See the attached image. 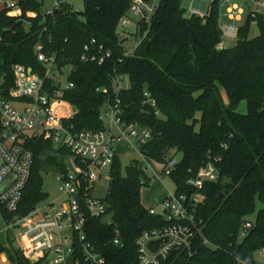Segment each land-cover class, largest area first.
<instances>
[{
	"label": "trees",
	"instance_id": "trees-1",
	"mask_svg": "<svg viewBox=\"0 0 264 264\" xmlns=\"http://www.w3.org/2000/svg\"><path fill=\"white\" fill-rule=\"evenodd\" d=\"M133 2L85 0L84 10L76 11L64 1L49 12L42 0H17L20 14H10L6 6L0 11L1 97L8 98L15 84V64L45 75L46 67L36 54L43 43L60 67L73 65L68 80L75 86L63 95L76 111L69 123L79 131H100L105 128L102 107L115 99L112 78L127 76L129 86L119 95L122 119L151 131L150 139L140 144V154L164 165L180 153L170 175L176 194L203 195L192 219L152 214V207L146 208L141 199L143 187L152 183L146 167L135 159L124 173L117 155L106 195L105 217L111 218H89L85 239L75 240L74 255L80 264H93L83 249L88 243L105 256L106 264H144L137 244L143 233L181 225L189 231V243L170 247L160 264H257L256 254L264 248V13L249 11L238 27L237 44L223 48L222 0H211L203 15L188 13L182 0H159L149 23L140 20L138 30L128 33L136 42L128 55L125 41L130 35L121 36L118 26ZM29 11L37 15L29 16ZM253 24L259 35L250 38ZM93 39L112 53L103 64L81 60L84 46ZM46 84L52 90L53 81ZM145 92L155 99V106ZM242 101L246 113L237 111ZM26 146L34 153L31 177L16 212L0 205L6 222L49 199L44 189L49 165L67 172L64 158L69 150H57L42 136L31 137ZM210 163L218 170L217 180H205L201 188L188 183ZM257 200L262 207L253 222L249 216L256 212ZM117 236L120 244L114 243ZM168 240H153L148 248L155 253ZM16 241L14 230L0 233V253L5 252L11 263L46 264L26 257Z\"/></svg>",
	"mask_w": 264,
	"mask_h": 264
},
{
	"label": "built area",
	"instance_id": "built-area-1",
	"mask_svg": "<svg viewBox=\"0 0 264 264\" xmlns=\"http://www.w3.org/2000/svg\"><path fill=\"white\" fill-rule=\"evenodd\" d=\"M64 1L67 0H55L49 12L59 8ZM228 1L222 0L223 4ZM249 1L264 8V0ZM5 6L11 12H22L17 0H6ZM154 8L155 6L148 7V0H134L131 6L135 13L144 16L147 23L150 21L147 20V12L150 10L153 13ZM208 10L202 12L191 9L189 13L203 15ZM228 14L232 19H237L243 14V10L238 5L231 6ZM120 24L129 25L130 18L123 17ZM221 30L227 37L238 35V27L234 25L221 23ZM125 34H128L125 30L120 32L121 36ZM36 54L46 67L45 75L22 64H15V84L10 88L8 98L0 96V186H4L0 191V205L8 212H16L19 208L34 163V153L26 146L33 136L52 140L57 150L65 148L70 151V155L64 159L67 172H58L56 176L59 198L48 199L29 214L15 217L7 222L0 233L8 229L14 230L16 239L19 235V246L24 255L32 261L33 258L47 261L53 257L54 261H49L50 264H71L70 259L75 257L74 264H80L74 255L75 240L83 242L85 239L89 218L105 217L108 212L106 196H97L95 189L103 176L110 179V170L117 156L116 142L125 137L135 139L140 144L146 143L151 137V131L123 121L119 95L122 89L129 86L125 82L128 77L123 75L112 78L115 99L108 102L107 110L101 114L105 128L100 131L76 130L69 123L76 112L75 107L63 98L65 90L75 86L68 80L73 65L60 67L56 55L46 51L43 43L37 45ZM111 55V51L105 50L103 45L97 44L93 39L84 46L81 60L103 64ZM48 79L53 81V87H50L52 90L46 84ZM145 96L148 102L156 105L149 92H145ZM156 113L159 114V111ZM178 162V157L169 158L163 165L164 172L171 175ZM218 177L217 168L210 163L201 169L197 178L190 179L188 183L201 188L205 180H217ZM202 200L203 195L194 192L191 195H169L163 201V215L169 220L192 219L195 204ZM151 213L159 212L152 208ZM246 226L250 227L251 223ZM18 228L19 232L16 230ZM162 237H168V242L159 251L151 252L149 242ZM189 237V231L181 225L145 231L137 240L142 262L160 264V257L165 258L170 247L188 244ZM114 243L120 244L119 236L114 239ZM83 249L86 259L91 263L106 264L105 256L96 252L90 244L83 243ZM258 255L264 262V248Z\"/></svg>",
	"mask_w": 264,
	"mask_h": 264
},
{
	"label": "rangeland",
	"instance_id": "rangeland-1",
	"mask_svg": "<svg viewBox=\"0 0 264 264\" xmlns=\"http://www.w3.org/2000/svg\"><path fill=\"white\" fill-rule=\"evenodd\" d=\"M44 4V10L49 11L53 8L55 0H42ZM74 10L76 11H83L85 8V0H67ZM153 3L158 4L159 0H152ZM151 1V2H152ZM193 1L194 0H182V5L188 10V13L190 10L193 8ZM211 1V0H207ZM5 2L6 0H0V8L5 7ZM150 2V5L153 3ZM148 4V7L150 6ZM235 5H238L242 10L243 14V20L242 21H230V23L235 24L236 27H239L244 20L246 19V16L249 11H254V10H260L263 11L264 13V8L259 6L256 2L254 1H249V0H229L226 3L227 6H232L234 7ZM225 7V9H226ZM223 8V7H222ZM11 14L18 13L17 11H12L10 12ZM20 14V12H19ZM152 12L149 10L147 12V20L150 19ZM228 14V13H227ZM29 16H36L37 14L29 11L28 12ZM128 18H130V24L127 26H124L120 24L118 26V32H121L123 30H132V28L135 26V24L143 20L144 16L138 13H135L132 9L128 13ZM133 33V32H132ZM130 38L125 41L126 46L128 47V55L133 54L134 52V46H136L135 42V37L131 34ZM259 35V28L256 24H253L252 30L250 33V38L255 37ZM238 42V36L235 37H227L224 36L222 37V43L225 48L233 47L237 44ZM223 47V48H224ZM127 85H129V82L126 80L125 81ZM224 97L226 98V95L224 93ZM227 101V98H226ZM107 110V104H104L102 107V111L105 112ZM237 111L241 113H246L247 112V104L246 101H242L238 107ZM109 128V126H107ZM116 131V129H115ZM116 149L119 154L121 166H122V171L125 173L126 166L129 165L133 160H139L143 163V165L146 167V174L148 177L152 179V183L149 187H143L142 193H141V199L142 203L146 208H155L160 214H164V206H163V201L166 197L169 195H175L176 193V184L172 178V176L166 174L163 170V165L161 163L155 162L154 160H151L147 157H144L140 154L139 152V147L140 143L136 141L135 139H127L125 137H122L119 141L116 142ZM50 155H54V153H49ZM59 156V155H58ZM61 157V156H60ZM177 157L180 158L181 154H177ZM65 159V158H64ZM58 171L53 168L52 165H49L47 167V170L44 172V189L49 193L50 197L52 199H57L60 197V191L58 187V182L56 179ZM109 179H107L105 176H103L99 182L96 185L95 189V194L97 196H106L109 190ZM3 185L0 186V191L3 189ZM195 194H200L197 191H194ZM224 198V196L222 197ZM262 207V204L260 203L259 200H257L256 203V212L253 213L252 215L249 216V219L251 221H255L257 217V212L258 210ZM111 216L105 217V221H109ZM7 225L6 220L4 219L2 213L0 212V230L4 229ZM17 232L20 231V229H16ZM69 234V231L67 232ZM18 235V234H17ZM19 235L17 237L16 245H19ZM5 256V260L3 261L2 257ZM256 260L259 263L260 256L256 254ZM33 261H37L36 258H33ZM49 261H54V258L51 257L49 258L45 263L50 264ZM261 264H264L263 260L261 259ZM0 264H13L10 262L7 254L5 252L0 253Z\"/></svg>",
	"mask_w": 264,
	"mask_h": 264
},
{
	"label": "crops",
	"instance_id": "crops-1",
	"mask_svg": "<svg viewBox=\"0 0 264 264\" xmlns=\"http://www.w3.org/2000/svg\"><path fill=\"white\" fill-rule=\"evenodd\" d=\"M151 1H152V0H149V1H148V4H149V5H150V2H151ZM207 2L209 3V6H207ZM151 3H153V1H152ZM210 3H211V1L209 2V1H207V0H204V2L201 1V0H194V1H193V8H192V9H196V10H199V11L204 12V11L210 9ZM156 5H157V4L153 3V5L151 4L150 6L153 7V6H156ZM222 7H223V8H222V10H221V23L228 24V25H234V26H235V24L230 23V21H237V22H239V21H242V20H243V16H240V17L237 18V19H232V18L230 17V15L227 14V13H228V9H230L231 6H227V7H226V3L223 4V2H222ZM225 7H226V9H225ZM3 8H4V7H3ZM3 8H0V11H1ZM259 11H261V10H259ZM261 12H263V11H261ZM137 30H138V24L136 23L135 26L132 28V30H127L126 32H127V33H132V32H136ZM124 36H126V34H125ZM220 47H224V45H223L222 42H221V44H220ZM117 155L119 156L118 152H117ZM49 200H52V198H51L50 196H49ZM150 208H151V207H150ZM3 257H5V256H3ZM260 262H261V258H260V260H259V263L257 262V264H261ZM240 264H246V263L241 262Z\"/></svg>",
	"mask_w": 264,
	"mask_h": 264
},
{
	"label": "water",
	"instance_id": "water-1",
	"mask_svg": "<svg viewBox=\"0 0 264 264\" xmlns=\"http://www.w3.org/2000/svg\"><path fill=\"white\" fill-rule=\"evenodd\" d=\"M223 196H224V194L221 193V194H220V197L222 198ZM74 260H75V257H72V258L70 259V263H71V264H74Z\"/></svg>",
	"mask_w": 264,
	"mask_h": 264
}]
</instances>
